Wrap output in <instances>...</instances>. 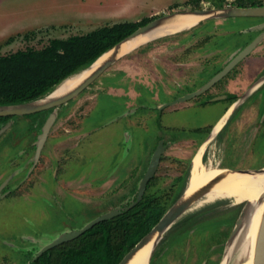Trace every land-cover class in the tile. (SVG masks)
<instances>
[{
    "label": "rangeland",
    "instance_id": "obj_1",
    "mask_svg": "<svg viewBox=\"0 0 264 264\" xmlns=\"http://www.w3.org/2000/svg\"><path fill=\"white\" fill-rule=\"evenodd\" d=\"M189 1L0 0V55L42 49L54 38L145 17L222 10L239 3L264 6V0H191L199 7L185 4ZM173 4L180 7L171 10ZM259 24H264V18L207 17L190 30L136 45L57 109L38 160L34 146L40 133L31 129L33 118L16 117L0 136V264H26L29 253L131 202L133 186L139 185L160 137L167 147L157 170L160 180L155 192L175 186L187 165L192 174L193 161L202 148V163L217 167L220 175L256 179L232 169L264 166V91L249 94L256 78L252 70L256 63H264V40L211 94L163 106L200 90L217 74V65L227 63L232 46L241 50L259 34L264 36V30L254 29ZM249 61L252 68L243 76ZM229 91L238 100L250 95L236 113L234 108L229 114L233 105L228 109V102L211 98ZM199 128L205 131L195 133ZM56 166L61 172L55 177ZM216 198L233 197L205 195L188 212ZM234 228L227 240L212 247L209 240L215 232L209 229H196L185 241H167L162 252H153L149 264H223Z\"/></svg>",
    "mask_w": 264,
    "mask_h": 264
},
{
    "label": "trees",
    "instance_id": "obj_2",
    "mask_svg": "<svg viewBox=\"0 0 264 264\" xmlns=\"http://www.w3.org/2000/svg\"><path fill=\"white\" fill-rule=\"evenodd\" d=\"M194 3L196 2L190 0L185 4ZM251 6L263 5L251 4ZM178 7L179 4H173L169 8L174 10ZM194 7L199 6L194 4ZM238 7L245 8L249 5L239 3ZM156 18L145 17L136 22L106 25L86 34L54 38L42 49L27 48L0 55V107L20 105L45 98L65 80L90 68L101 56ZM217 70L215 71L218 73L220 70ZM236 98L235 95H229L228 101L233 103ZM52 111L26 115L33 118L31 129L41 133ZM162 114L163 112L160 111V117ZM16 117L18 116L0 117V130L10 124L13 125ZM204 131L205 129L199 128L194 132ZM160 140L164 138L160 137L158 141ZM165 143L167 144L166 141ZM155 149L156 147L153 152ZM148 165L149 162L144 173ZM183 172L184 177H179L175 186L160 194L153 190L160 180L157 171L155 177L148 183L143 199L135 207L96 224L77 238L49 249L40 256L36 257L39 251L35 254L29 253L26 264H119L184 194L191 178V166L187 165ZM181 183L183 185L178 189ZM137 190L138 183L134 184L131 192L134 200ZM129 204L130 202L126 205ZM245 205L246 202L236 203L234 199L220 198L185 213L156 246L155 254L162 252L165 242L171 244L177 239L185 241L186 236L196 229L199 232L207 229L215 232L209 240L211 247L223 243L229 237ZM220 228L226 230H219Z\"/></svg>",
    "mask_w": 264,
    "mask_h": 264
},
{
    "label": "water",
    "instance_id": "obj_3",
    "mask_svg": "<svg viewBox=\"0 0 264 264\" xmlns=\"http://www.w3.org/2000/svg\"><path fill=\"white\" fill-rule=\"evenodd\" d=\"M181 15H198L204 18L207 17H214V18H264V6H256V7H228L222 10H195V11H188V12H175L169 15H164L160 18H157L150 23H148L145 26L140 27L138 30H136L133 34H131L126 40L116 45L114 48L109 50L106 54L110 53L107 59L88 77L86 78L80 85H78L74 90L67 93L66 95H63L61 97H57L56 99L43 104L42 106H38L37 104L43 100L48 99L51 97L54 92L46 96L43 99L37 100L35 102L20 104V105H12V106H1L0 107V117H9V116H23V115H31L43 111L53 110L52 113L47 118L44 126L42 127V131L38 136V141L36 143V160H38L39 156L41 155V152L45 146V143L49 137V134L51 132V129L57 119V109L72 99H74L76 96H78L80 93H82L85 89H87L90 85H92L95 81H97L110 67H112L117 60L119 59L118 55L120 53L122 45L128 41L129 39L136 37L138 35H142L145 33H148L155 28L159 27L163 22L169 19H173L177 16ZM264 27V25H263ZM264 36H260L255 41H253L248 47H246L236 58H234L227 66H225L219 73H217L212 79H210L200 90L195 91L189 95H186L184 97H181L177 99L176 101L166 104L163 107H166L168 105H174L180 102H184L190 99H193L195 97H198L204 93H206L208 90H210L214 85H216L218 82H220L222 79H224L235 67L236 65L243 60L245 57H247L262 41ZM103 56H101L99 59H101ZM98 59V60H99ZM97 60V61H98ZM96 61V62H97ZM92 64V66L88 69H91L95 63ZM87 70V69H86ZM85 70V71H86ZM248 96V93L244 96L246 98ZM220 97L212 99V101H218ZM161 107L160 109H162ZM9 125L2 130H0V136L7 130ZM215 131V130H214ZM212 132V135L214 133ZM167 145L165 144L164 140H161L152 157L150 160V163L148 165V168L140 180V183L138 185V191L136 195V199H132L129 205L120 206L110 212H107L96 219L92 220L88 224H86L81 229L71 231L68 233H65L63 236L57 238L50 244L44 246L42 249L39 250L37 253V256H40L44 252H46L49 249H52L64 242L71 241L84 232L88 231L89 229L93 228L96 224L107 220L112 219L115 216H118L121 214L122 211H127L135 207L144 197L145 192L147 190L148 183L155 177L157 170L160 166L162 155L166 149ZM234 173L242 174V175H262L264 174V166L259 169H232ZM188 189V188H187ZM187 189L184 192V194L180 197V199L175 203V205L163 216V218L160 220V222L153 228L151 232H149L124 258L119 264H128V262L132 259V257L141 250L148 241V238L154 234L155 232L158 233V239L156 241L155 247L151 253V256L160 242L162 236L171 229V227L185 214L188 212V210L191 209L201 198H203L205 195H208V193H202L200 196H198L193 201L187 202L184 201V197L187 193ZM252 203L249 201H246V205L244 206L233 231V234L231 236V242L236 238L238 235V232L240 231L242 222L244 221V217L246 215V212L251 208ZM35 257V258H36ZM151 258V257H150ZM255 264H264V224H263V230H262V236L261 241L259 244V251H258V257Z\"/></svg>",
    "mask_w": 264,
    "mask_h": 264
},
{
    "label": "bare ground",
    "instance_id": "obj_4",
    "mask_svg": "<svg viewBox=\"0 0 264 264\" xmlns=\"http://www.w3.org/2000/svg\"><path fill=\"white\" fill-rule=\"evenodd\" d=\"M201 19H204V17L198 15H181L166 20L154 30L126 41L122 45L118 57L130 51L136 45L145 44L157 38L190 30L195 27ZM109 54L110 53L99 59L91 69H87L83 73H79L65 80L51 97L39 102L37 105L42 106L74 90L107 59ZM233 107L230 109L229 114L232 112ZM220 128L221 125L217 126L214 134L217 133ZM203 152L204 148L200 150L193 161L192 174L184 201H193L202 193L209 192L208 195L211 196L233 197L236 198L238 202H251L252 206L246 212L238 235L229 244L223 264H229V262L231 264H255L258 257L264 224V174L261 176H252L256 179L235 176L233 174L220 175V171L217 167H208L202 163ZM157 239L158 233L155 232L148 238L147 244L132 257L128 264H149L151 253ZM230 254H232L231 258H229Z\"/></svg>",
    "mask_w": 264,
    "mask_h": 264
},
{
    "label": "flooded vegetation",
    "instance_id": "obj_5",
    "mask_svg": "<svg viewBox=\"0 0 264 264\" xmlns=\"http://www.w3.org/2000/svg\"><path fill=\"white\" fill-rule=\"evenodd\" d=\"M261 24V23H260ZM258 25V26H256V27H254V29H256V30H264V27H263V25L264 24H262V25ZM263 32V31H262ZM261 36V34H259L258 36H256V38L254 39V41L257 39V38H259ZM263 40L264 39H262V41L259 43V45L255 48V49H257L260 45H262L263 44ZM251 44V43H250ZM236 47V44H235V46H232L231 48H230V50H232V48H233V50L235 51H233L232 53H231V55H229L226 59H228V61H227V63L225 64V65H217V67L218 68H216V70L217 69H219L220 71L225 67V66H227L234 58H236L245 48H243V49H241V50H239L240 48H235ZM248 47V46H247ZM255 49L247 56V57H245L243 60H241L237 65H236V67L233 69V70H235L240 64L242 65L244 62H246L245 60L246 59H248L253 53H254V51H255ZM239 50V51H238ZM234 54V55H233ZM256 59H258V58H256ZM258 64H259V69H258V72L255 74V77L256 78H254V80H253V82H252V84L251 85H253V90H252V92L251 93H249L250 95H252V94H254L256 91H258V90H262V92L264 91V88H263V86H264V67L262 66L261 67V65L263 64V62L262 63H259L258 62ZM233 70L231 71V72H233ZM219 71V72H220ZM218 72V73H219ZM231 72L229 73V74H231ZM228 74V75H229ZM224 79H222L220 82H222ZM220 82H218L216 85H218ZM216 85H214L210 90H208L205 94H211L210 92H211V90L212 89H214L215 87H216ZM263 88V89H262ZM261 92V93H262ZM204 94V95H205ZM248 94V95H249ZM229 95H235V94H233V92L232 91H229L228 92V94H220V95H218V96H214L213 97V99L214 98H218V97H220V99L218 100V101H223V102H228L229 103V106H228V109H229V107L231 106V105H235L234 107L233 106H231V108L233 107V109H234V111H233V113L235 112L236 113V111L242 106L241 104H242V101L244 100V99H246V98H243L242 100L240 99V100H238L239 98H238V96L237 95H235L237 98H236V100H234L233 101V103H231L230 101H228V98H229ZM249 95V96H250ZM248 97V96H247ZM237 101V102H236ZM236 102V103H235ZM235 103V104H234ZM230 108V109H231ZM237 108V109H236ZM232 113V112H231ZM11 127V124L9 125V128ZM9 128H7V130L9 129ZM161 141V140H160ZM160 141H158V143L160 142ZM165 142V141H164ZM166 144V143H165ZM167 145V144H166ZM34 148L36 149V146H34ZM23 152L21 151V152H19L18 154H17V156H21V154H22ZM19 157H17V158H19ZM61 172V169H60V167L59 166H56L55 167V171H54V173H55V177H56V175H58L59 173Z\"/></svg>",
    "mask_w": 264,
    "mask_h": 264
},
{
    "label": "crops",
    "instance_id": "obj_6",
    "mask_svg": "<svg viewBox=\"0 0 264 264\" xmlns=\"http://www.w3.org/2000/svg\"><path fill=\"white\" fill-rule=\"evenodd\" d=\"M95 30V29H94ZM93 31V30H92ZM89 32V31H88ZM88 32H86V33H88ZM91 32V31H90ZM251 61V60H250ZM248 62L249 64H247L245 67H243V72H242V74H243V76H245L246 75V73H248V71H250L251 70V68H252V66L250 65V63H253V62ZM264 67V63L261 65V67ZM258 69H259V64L258 63H256L255 64V67H254V70H252V71H254L255 73L254 74H256L257 72H258ZM229 86H232V84H229ZM211 93V92H210Z\"/></svg>",
    "mask_w": 264,
    "mask_h": 264
}]
</instances>
